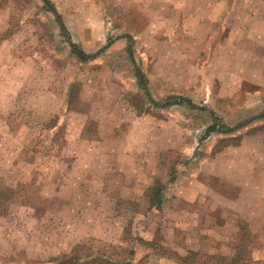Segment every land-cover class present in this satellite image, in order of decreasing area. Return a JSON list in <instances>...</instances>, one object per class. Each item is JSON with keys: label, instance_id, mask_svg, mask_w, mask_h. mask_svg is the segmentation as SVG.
<instances>
[{"label": "rangeland", "instance_id": "1", "mask_svg": "<svg viewBox=\"0 0 264 264\" xmlns=\"http://www.w3.org/2000/svg\"><path fill=\"white\" fill-rule=\"evenodd\" d=\"M96 1L0 0V264H264V0Z\"/></svg>", "mask_w": 264, "mask_h": 264}, {"label": "crops", "instance_id": "2", "mask_svg": "<svg viewBox=\"0 0 264 264\" xmlns=\"http://www.w3.org/2000/svg\"><path fill=\"white\" fill-rule=\"evenodd\" d=\"M54 4H59L58 2H56V0H51ZM76 1V0H75ZM78 2V1H77ZM84 4H86L83 8H80L79 10L74 9L76 6H74V0H61L60 1V6L58 7V13L62 16L63 20H64V24L66 26V28L69 26L68 21H75V23L78 20V28L77 31L75 33V35H77L79 37L78 39V44L80 45L81 49L86 53V54H90L89 52H95L96 50H99L98 53H96L94 56L89 57L88 60L91 59H97L101 57L106 51L108 44L106 43L109 39V34L106 31V20L110 19V15L106 13L105 7L102 5H99V3H101L100 1H96V0H84ZM63 6V7H62ZM204 15V14H203ZM205 15L211 16L210 13H205ZM206 16H203L205 18H207ZM119 18V16H117V19ZM204 19V18H203ZM194 20H199L197 19V17H194ZM68 25V26H67ZM198 25V24H196ZM192 33H195V31L197 32V29L195 30V27L192 25ZM114 29V28H113ZM115 30V29H114ZM234 31V30H233ZM123 35L124 33L122 31H120ZM119 32L120 35L116 36V42H124L125 41V37L123 38L121 35V33ZM128 33L130 31H127ZM241 32V30H240ZM232 31L230 32L231 35ZM234 34V32H233ZM75 37V36H74ZM85 38V40H83ZM148 40V39H147ZM147 42V41H145ZM234 42H228L227 47H229L231 50L233 49L232 44ZM100 45H105L102 48H100ZM151 44L147 43L146 44V55L150 56V58L152 57V62L149 65L148 69H149V78L150 81L151 78H154L153 81L156 79V83L158 84H170L172 82H177L175 79L176 78V74L173 77H169L165 76V75H160L158 74L157 70L154 68L155 67V57L154 55L156 54L155 49L153 47V50L151 49ZM109 48L110 45L108 46ZM108 48V49H109ZM101 49V50H100ZM158 50V49H157ZM104 51V52H103ZM234 52V50H233ZM98 57V58H97ZM135 77H137V75H134ZM149 81V83H151ZM179 82H181V80H179ZM193 82H196V80H194ZM237 83L235 82V85ZM240 84V83H239ZM149 86V84H148ZM238 85H236L235 87H237ZM163 95V93H162ZM163 96H168V95H163ZM171 96V95H170ZM167 98V97H166Z\"/></svg>", "mask_w": 264, "mask_h": 264}, {"label": "trees", "instance_id": "3", "mask_svg": "<svg viewBox=\"0 0 264 264\" xmlns=\"http://www.w3.org/2000/svg\"><path fill=\"white\" fill-rule=\"evenodd\" d=\"M44 5L49 6L50 10L58 17V19L60 20V14L58 13L56 7L54 6V4L52 5V1L51 0H43ZM65 27V26H64ZM72 47L74 48V50L76 49L75 45L72 44ZM77 52L80 54L81 57H85L86 54L85 52L80 49L77 50ZM183 100H187L186 98H183ZM177 103V101H167L164 103V105H171V104H175ZM210 258L216 259V258H221L220 261H224L226 264H248L247 258L245 257L244 254L242 253H236L233 256H210L208 255ZM200 254L197 252H191L189 255L182 257L181 261L183 264H189V261H193V262H197V259H199ZM77 260L82 261V258H73V257H67L64 258L62 261H66V263L68 264H74ZM195 264V263H192ZM215 264V263H214Z\"/></svg>", "mask_w": 264, "mask_h": 264}]
</instances>
